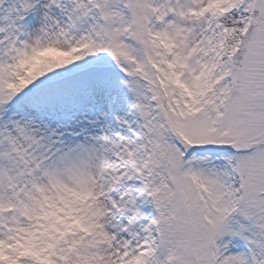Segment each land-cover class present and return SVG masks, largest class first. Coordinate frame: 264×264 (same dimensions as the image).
<instances>
[{"label":"snow or ice","instance_id":"1","mask_svg":"<svg viewBox=\"0 0 264 264\" xmlns=\"http://www.w3.org/2000/svg\"><path fill=\"white\" fill-rule=\"evenodd\" d=\"M0 264H264V0H0Z\"/></svg>","mask_w":264,"mask_h":264}]
</instances>
